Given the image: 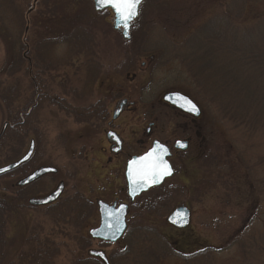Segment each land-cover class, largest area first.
Returning a JSON list of instances; mask_svg holds the SVG:
<instances>
[{
	"label": "rangeland",
	"instance_id": "1",
	"mask_svg": "<svg viewBox=\"0 0 264 264\" xmlns=\"http://www.w3.org/2000/svg\"><path fill=\"white\" fill-rule=\"evenodd\" d=\"M222 1L145 0L137 25L130 32L129 44L114 30L112 14L95 11L94 0H8L25 22L22 42L26 50L20 54L21 62L10 41H6L9 33L17 32L13 30L17 15L10 7L6 20L9 29L5 33L0 30V132L8 113L13 117L33 102L38 92L46 98L58 97L64 104L59 108L46 100L38 111V130L45 141L41 166L54 167L58 174L21 190L17 188L18 178L3 180L4 196L11 198L21 193L23 198L18 211L7 218L4 232L7 245L0 251V261L17 264L22 252H29L26 240L38 234L60 248L55 264H73L79 258L89 257L91 249L103 250L109 256L122 251L124 245L102 247L98 242L84 252L79 247V236L89 238V230L99 223L96 210L78 232L75 225L62 224L48 216L44 208H29L28 200L47 196L64 182L62 199L78 192L94 205L99 200L127 201L124 172L127 154L143 151L139 141L149 139L145 130L154 123L149 143L153 138L163 141L192 138L190 150L178 154L173 161L175 176L143 195L136 209L133 208V213L147 216L143 226L155 231V250L158 248L164 258L158 264H236L242 260L246 264H264V253L254 258L251 252L242 251V245L230 246L232 236L244 232L259 212L250 228L256 235L264 233V133L251 135L244 128H235L222 117L218 107L211 105L208 109L196 99L203 114L195 122L161 103L163 95L170 91L189 94L165 79L179 65L164 64L170 58L163 59L161 50L154 49L156 43L161 37L183 42L194 28L218 12ZM261 17L264 0H247L245 24ZM87 29L93 33L98 60L105 68L94 82H88L93 74L88 56L75 50V44L85 34L82 31ZM66 37L71 45L62 44ZM43 40L49 44L37 47ZM140 47L150 50L143 49L140 54ZM133 50L140 55L136 66L122 76L113 74L114 68L130 57L124 52ZM37 56L39 63L50 61L56 68L45 71L41 64H35ZM12 96L13 105L6 106L5 101ZM113 98L134 103L115 122L127 146V154L119 157L109 153L102 131L93 134L88 125L76 123L68 114L71 106L87 107L102 99H109L111 111ZM35 137V133H28L20 157L26 154L30 140ZM178 206H187L192 212V225L187 230H176L165 222Z\"/></svg>",
	"mask_w": 264,
	"mask_h": 264
},
{
	"label": "trees",
	"instance_id": "2",
	"mask_svg": "<svg viewBox=\"0 0 264 264\" xmlns=\"http://www.w3.org/2000/svg\"><path fill=\"white\" fill-rule=\"evenodd\" d=\"M246 4L247 0H223L218 12L194 28L183 42L161 37L157 43L163 44L156 43V48H153L161 50L163 59L170 58L169 60L165 59L164 64L174 62L173 64L179 65L165 77L171 86L182 91L186 90L193 99L208 109L211 108V105H215L222 117L232 123L235 128H244L249 134L255 135L264 133V17L245 24ZM10 7L14 8V13L17 15V21L13 27V30L17 32L9 33V39L6 41H10L17 60L22 62L23 58L20 57V54L26 50L22 42L24 32L22 26H25V22L22 21L18 9L8 3V0H0V23L2 25L0 30L5 33L9 29L6 20L9 18ZM137 21L133 23V27L137 25ZM82 33L87 36L84 34L80 38V43L75 44V50L78 54H86L89 58V65L93 67L94 64L99 63L93 33L88 29L83 30ZM65 43L71 45L69 37L62 41V44ZM128 43L131 44L132 41H128ZM48 44L46 40H43L38 43L37 47ZM143 49L138 48L140 54ZM124 53L129 54L130 57L120 64V71L123 74L132 69L140 57L136 50ZM36 59L35 64H41L38 62V56ZM41 65L45 67V71L56 68L50 61ZM91 79H93L92 76L88 82H91ZM12 98L13 96L5 101L6 106L13 105ZM46 100L49 104L59 108H62L64 104L58 97L35 99L17 111L13 117L8 113L0 132V166L4 163L14 162L20 157L28 133L36 135V149L31 161L13 173L0 177V248L2 249L0 251H3V247L5 248L7 245V237L4 234L7 218L11 213L18 211L21 207L19 203L23 198L21 193L11 198L4 196L2 194L3 180L11 176L22 178L42 162L45 155V141L38 130V111ZM75 121L80 124L88 120L75 118ZM93 210V205L82 194L75 192L49 207L47 215L54 219L57 218L62 224L75 225L79 232V230L82 231L85 219ZM259 213H256L244 232L232 236L234 241L230 245H242L240 246L242 251L247 254L251 252L254 258L264 253V233L256 235L250 228L260 216ZM79 237L77 242L81 250L84 252L90 249V240L85 239L82 235ZM156 240L155 231L143 225L131 228L125 237L122 251L113 254V263L124 264V262L131 261L132 264H158L164 258L157 251L158 248L155 250ZM25 246L29 252L27 254L22 252V257L20 256L17 264H55V259L60 254L58 246L48 240H42L39 235L34 238L30 236L26 240ZM179 254L185 255L182 252ZM187 256L197 255L189 254ZM246 263V260H242L236 264ZM0 264L7 263L2 260ZM73 264L101 263L90 257H85L77 259Z\"/></svg>",
	"mask_w": 264,
	"mask_h": 264
},
{
	"label": "flooded vegetation",
	"instance_id": "3",
	"mask_svg": "<svg viewBox=\"0 0 264 264\" xmlns=\"http://www.w3.org/2000/svg\"><path fill=\"white\" fill-rule=\"evenodd\" d=\"M108 13H110V14H112V12L111 11H107ZM113 15V14H112ZM27 60H29V59H27ZM30 63V62H29ZM29 65H31V63L29 64ZM135 66H136V64H135ZM134 66V67H135ZM133 67V68H134ZM132 68V69H133ZM102 69H104V71H105V68H104V64L103 63H98V64H94L93 65V67L91 68V70H92V72H93V75H92V78L93 79H91L93 82L94 81H96L97 79H98V77H100V75H101V71H102ZM131 70V69H130ZM113 71H115V72H113V74H115V75H119V76H122V75H124L123 73H121V71H120V65L118 64L115 68H114V70ZM128 72V71H127ZM108 73V72H107ZM106 72H104V74H107ZM170 92H174V91H170ZM170 92H168V93H170ZM175 92H177V91H175ZM166 94V93H165ZM164 94V95H165ZM164 95H163V97H164ZM40 97H46L43 93H40L39 92V94H37V95H35L33 98L34 99H39ZM113 103H114V106H113V109L110 111V109H109V103H110V101H109V99H102V100H99V101H97L96 103H94V104H90L89 106H87V107H81V108H74V107H72L71 106V108H70V112H69V115L71 116L72 115V117H74V118H79V119H83V118H85V120L87 119L88 121H86L85 123H80V124H86V125H88L89 127H90V131L93 133V134H98V133H101V131H102V134H105V138H106V140H107V142H108V145H109V153L113 156V157H119L120 155H122V154H127V152H126V148H127V146H126V143H125V139L123 138V136H122V134L119 132V130L117 129V128H115L116 126H115V122H117L118 120H119V118L125 113V111L127 112V111H129L130 110V107L132 106V105H134V103L133 102H131L129 99H121V98H117L116 100L113 98V100H111ZM161 103H163L165 106H167L168 108H170L171 110H173V111H175V112H177L178 114H180V115H183V116H185L187 119H189V120H191V121H193V122H195V121H199L201 118H202V114H201V116L199 117V118H196L195 116H193V115H191V114H189V113H186V112H184V111H182V110H180V109H178L177 107H175V106H173V105H171V104H169V103H166V102H164V100L163 99H161ZM154 123H150V125H149V127L145 130V136L147 137V138H149L147 141H139L140 142V144L143 146V151H141L140 153H138V154H135V153H132V154H127V158H126V162H125V181H126V190H125V192H126V197H127V201H122V202H120L119 201V199H116V200H114L112 203H107V202H105V201H103V200H99L98 202H97V204L96 205H94V203H92V202H90V201H88V202H90L92 205H93V207H94V210H93V212L92 213H90L89 214V216L85 219V222H84V225L86 224V222L87 221H89L94 215V213H95V210H96V213H97V217H98V221H99V223H98V225L96 226V227H94V228H91L90 230H89V238H85L84 236H82V237H84L85 239H89L90 240V242H91V244H90V246L92 247V244H93V242H98L99 244H100V246H102V247H107V246H114V245H125V237L127 236V233H128V231L131 229V228H133V227H139V226H141V225H145V223H147V216H145V215H140V214H135V213H133V208H135L136 209V203H137V201L140 199V198H142V196L143 195H145V194H147V193H149L150 191H152V190H154V189H152V190H150L149 192H147V193H145V194H143L141 197H139V198H136L134 201L133 200H131L130 198H129V196H128V184H127V179H126V170H127V165H128V163L132 160V158H134V157H140V156H142V155H144V154H146L152 147H153V145H154V143L155 142H160V143H162L163 145H165L166 147H168L169 148V150H170V153H171V157L168 159L169 160V162H170V164L172 165V167H173V169H174V176H175V173H176V170H175V168H174V166H173V161L175 160V158H177L178 157V154H180V153H183V152H187V151H189L190 150V148H191V145H192V138H190V137H188V138H174V140H172V141H163V140H161V139H158V138H153L152 140H151V142L149 143V140H150V138L152 137V128L154 127ZM32 141H34V143H35V148H34V152H33V155H32V157H31V159L33 158V156H34V154H35V149H36V141L34 140V139H31L30 140V145H31V142ZM177 142H183V143H187V145H188V147H187V149L185 150V151H183V150H181V149H178V148H176L175 146H176V143ZM30 147V146H29ZM145 147V148H144ZM31 159L28 161V162H26V163H24V164H22V165H25V164H27V163H29L30 161H31ZM110 160L112 161V158H110ZM21 167V166H20ZM20 167H18V168H20ZM42 167H48V166H41V163L39 164V166L38 167H36L34 170H32V171H30L26 176H24V177H22V178H18V177H13V176H11V177H8V179H11V178H18L19 180H18V182L19 181H21V180H23V179H25V178H27L28 176H30V175H32L35 171H37L38 169H40V168H42ZM17 168V169H18ZM48 168H53V169H56V168H54V167H48ZM16 169V170H17ZM57 170V172L56 173H51V174H48V175H46V176H49V175H56V174H58V172H59V170L58 169H56ZM13 171H15V170H13ZM13 171H11V172H9L10 174L11 173H13ZM46 176H44V177H42L41 179H39V180H37V181H35V182H33V183H31V184H29V185H26V186H24V187H19L18 186V182H17V188H19V190H21L22 188L23 189H28V188H30V187H32L33 185H35V184H37L40 180H42L43 178H45ZM173 176V177H174ZM172 177V178H173ZM171 178V179H172ZM171 179H168V180H166L165 181V183L166 182H168L169 180H171ZM164 183V184H165ZM61 184H64V191H63V193H62V195L59 197V199L58 200H56L54 203H52V204H49V205H47V206H41V207H37V206H31L30 204H29V201L31 200V199H36V198H43V197H33V198H30L29 200H28V204H29V208H35V209H45V210H47L46 211V214H47V212H48V208L49 207H51L52 205H54V204H56V203H58L62 198H63V195H64V192H65V189H66V187H65V183L64 182H61L58 186H57V188L61 185ZM163 184V185H164ZM162 185V186H163ZM161 186V187H162ZM57 188L54 190V191H56L57 190ZM158 189V188H157ZM53 191V192H54ZM52 192V193H53ZM52 193H50V194H52ZM49 194V195H50ZM48 196V195H47ZM44 197H46V196H44ZM25 198H26V196H25ZM99 202H104V203H107L108 205H110V206H113V205H117V207L116 208H118L120 205H122V204H127L128 205V214H127V217H126V223H127V229H126V232L124 233V235H123V237L119 240V241H117V242H115V243H112V242H109V241H102V240H99V239H94V238H92L91 237V235H90V232L93 230V229H97V228H99L100 227V225H101V221H102V216H101V214H100V211H99V206H98V204H99ZM179 207V206H178ZM148 207H145V209H147ZM177 208V207H176ZM175 208V209H176ZM174 209V210H175ZM173 210V211H174ZM154 211H156V207H155V210H153L152 212H154ZM172 211V212H173ZM171 212V213H172ZM170 213V214H171ZM169 214V215H170ZM59 216V215H58ZM169 217V216H168ZM168 217L166 218V220H165V222H166V224L169 226V227H171L169 224H168V222H167V219H168ZM84 227V226H83ZM173 228V227H172ZM176 229V228H175ZM38 234V233H37ZM39 235V234H38ZM90 247V248H91ZM91 250H95V249H91ZM90 250V251H91ZM89 251V252H90ZM97 251H103V250H97ZM105 254H106V252L105 251H103ZM107 255V257H108V260H109V263L110 264H114L113 263V261H112V256L113 255H108V254H106ZM90 258H92V259H95V260H97V261H99L101 264H104L102 261H100L99 259H97V258H94V257H92V256H89Z\"/></svg>",
	"mask_w": 264,
	"mask_h": 264
},
{
	"label": "water",
	"instance_id": "4",
	"mask_svg": "<svg viewBox=\"0 0 264 264\" xmlns=\"http://www.w3.org/2000/svg\"><path fill=\"white\" fill-rule=\"evenodd\" d=\"M143 2L144 0H141V4L139 5V15H140V7L143 4ZM94 7H95L96 12H103L105 10L111 9L115 15L114 28L116 30L123 29L124 39L130 38L129 32L131 29V25L133 21L139 17V15L130 23V26L127 29H125L122 27V22L120 18L117 16L114 9L110 7H101L100 5H98L97 0H94ZM163 100L164 102L169 103L177 107L178 109L195 116L196 118H199L202 114L199 106L190 97L184 95L181 92L166 93L163 97ZM189 102H191L192 105L196 106V111L188 110L190 108ZM157 143L163 145L160 142H155L153 147L147 153H149L155 147ZM180 144H183L185 146L180 147L179 146ZM163 146L167 149V155L164 156V159L168 162L172 171L170 175H166L162 177L157 183L153 184L151 183V181H149L147 183L141 184L138 182L134 184L133 180L136 179V177L134 175L130 176L129 174L130 167H133L132 162L135 160H139L140 157L145 156L147 153L140 157L132 158V160L128 163L127 170H126V179H127V184H128V196L131 200L134 201L136 198L141 197L143 194L149 192L150 190L161 187L165 183L166 180L174 176V169L168 160L171 157L170 150L165 145ZM175 147L185 151L188 145L187 143L177 142ZM34 148H35V143L34 141H32L29 151L27 152L25 156H23L21 159L7 166L0 167V177L5 176L9 172L20 167L22 164L28 162L33 155ZM56 172H57L56 169L42 167L38 169L37 171H35L32 175L19 181L18 186L24 187L26 185H29L41 179L42 177L48 174L56 173ZM63 191H64V184H61L57 188V190L54 191L52 194L46 197H43V198L31 199L29 201V204L31 206H37V207L47 206L49 204L54 203L56 200H58L59 197L62 195ZM98 206H99L100 214L102 216V221H101V225L99 228L93 229L90 232L91 237L94 239H99L102 241H109L112 243L119 241L123 237L127 229L126 217L128 214V205L122 204L118 208H116L117 207L116 204L113 206H110L107 203L99 202ZM167 222L171 227H174L176 229H179V230L187 229L188 227H190L191 222H192V212L187 206H179L169 215ZM90 256L99 259L104 264H110L107 255L103 251L91 250Z\"/></svg>",
	"mask_w": 264,
	"mask_h": 264
},
{
	"label": "snow or ice",
	"instance_id": "5",
	"mask_svg": "<svg viewBox=\"0 0 264 264\" xmlns=\"http://www.w3.org/2000/svg\"><path fill=\"white\" fill-rule=\"evenodd\" d=\"M98 5L101 7H110L115 10L117 16L122 22V27L127 29L130 23L139 15V5L141 0H97ZM189 111H196V106L189 102ZM180 147L185 145L180 144ZM167 155V149L157 143L155 147L147 153L145 156L139 158L132 162L129 174L130 176H135L136 179L133 183H157L159 180L171 174V167L168 162L164 159ZM119 230V228H118Z\"/></svg>",
	"mask_w": 264,
	"mask_h": 264
}]
</instances>
